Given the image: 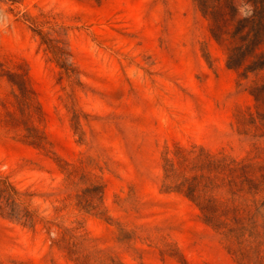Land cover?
<instances>
[{"label": "rangeland", "instance_id": "rangeland-1", "mask_svg": "<svg viewBox=\"0 0 264 264\" xmlns=\"http://www.w3.org/2000/svg\"><path fill=\"white\" fill-rule=\"evenodd\" d=\"M242 73L194 0H0V264H240L165 164L264 160Z\"/></svg>", "mask_w": 264, "mask_h": 264}, {"label": "trees", "instance_id": "trees-1", "mask_svg": "<svg viewBox=\"0 0 264 264\" xmlns=\"http://www.w3.org/2000/svg\"><path fill=\"white\" fill-rule=\"evenodd\" d=\"M227 49V67L242 76L264 73V0H194ZM264 103V84L252 92ZM22 100L26 101L23 92ZM264 127V124L262 125ZM38 144L39 138L29 135ZM262 152L236 159L205 149L179 148L166 159L165 179L199 209L240 264H264V160Z\"/></svg>", "mask_w": 264, "mask_h": 264}]
</instances>
